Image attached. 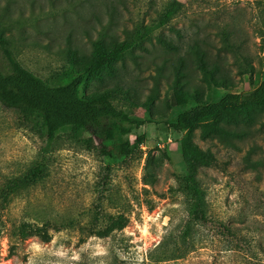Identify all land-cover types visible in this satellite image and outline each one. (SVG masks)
<instances>
[{"label":"rangeland","instance_id":"1","mask_svg":"<svg viewBox=\"0 0 264 264\" xmlns=\"http://www.w3.org/2000/svg\"><path fill=\"white\" fill-rule=\"evenodd\" d=\"M167 7L176 11L159 27ZM139 24L152 27L150 40L88 77L79 95L109 91L117 109L145 121L128 135L143 136L140 151L120 155L110 133L111 156H103L60 133L47 148L44 177L0 202V264H264V124H240L231 144L192 129V143L215 165L194 168L209 220L191 224L187 236L180 182L188 171L182 134L171 127L196 103L246 93L264 78V0H0V33L13 56L51 84L80 73L99 35L109 48ZM195 50L223 84L205 81ZM176 74L197 92L186 105L173 98ZM43 147L0 104V190L42 161ZM95 215L104 234L91 226Z\"/></svg>","mask_w":264,"mask_h":264},{"label":"trees","instance_id":"2","mask_svg":"<svg viewBox=\"0 0 264 264\" xmlns=\"http://www.w3.org/2000/svg\"><path fill=\"white\" fill-rule=\"evenodd\" d=\"M175 11L167 7L156 25L159 27L166 25ZM151 29L152 27L146 24H139L130 30L125 29L123 40L109 48L105 47L103 35H99L91 41V58L81 68L80 73L59 84L48 83L22 67L9 49V42L0 33V104L16 114L18 127L38 134L44 142L42 161L1 188V204L18 189L36 184L44 177L47 148L62 132L84 145L86 149L98 151L103 156H111L110 149L106 147L110 133L118 137L117 148L120 155L129 157L140 151L143 136L138 135L131 141L128 135L132 130L143 126L145 121L117 109L111 102L109 91L81 97L79 89L88 77L96 76L103 69L110 68L113 63L131 55L134 49L140 48L143 42L149 41ZM193 54L195 68L202 73L205 81L213 85L223 84L213 78L212 71H208L204 53L195 50ZM170 85L175 104L178 106L188 104L197 95L196 91L190 93L186 89V82L180 79L179 74H176ZM157 92V87L154 86L151 94L143 102L146 110L150 109ZM254 122L264 124V78L257 87L246 93L227 92L217 101L198 102L179 113L175 122L171 124L175 131L182 134L179 146L182 162L188 171V175L180 182L188 197L184 236H187L191 224H205L209 220L204 194L194 177V168L198 165H215L210 153L192 143L190 136L192 129L199 127L202 139L217 135L231 144L232 137L238 135L237 127L240 124ZM95 140L99 142L97 145ZM112 218L109 216L105 219L107 227ZM93 219L96 223L91 225L92 228L98 227L100 229L98 233L104 234L105 228L97 224L99 216L95 215ZM220 228L234 236L228 227ZM23 229V226L18 229L19 234L25 236Z\"/></svg>","mask_w":264,"mask_h":264}]
</instances>
